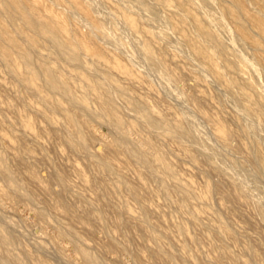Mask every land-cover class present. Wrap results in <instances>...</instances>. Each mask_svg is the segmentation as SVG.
<instances>
[{
	"label": "rangeland",
	"instance_id": "1",
	"mask_svg": "<svg viewBox=\"0 0 264 264\" xmlns=\"http://www.w3.org/2000/svg\"><path fill=\"white\" fill-rule=\"evenodd\" d=\"M42 1L55 19L70 26L80 46L79 59L60 55L46 44L23 46L33 57V68L51 65L86 108L71 105L42 79L26 78L20 66L0 54V153L27 193L10 188L0 174V227L13 238L4 256L20 258L17 264H88L80 251L98 264H264V221L258 216L264 214V174L247 177L241 168L252 156L264 158L257 103L264 104V37L259 29L249 30L252 46L259 45L252 50L236 24L202 7L210 0ZM220 2L225 1L211 3ZM230 2L225 3L233 7ZM95 4L100 10L96 15L109 20L108 29L94 17ZM252 13L264 20L262 12ZM135 29L165 64L170 83L150 69ZM42 30L38 38L43 42L52 33L47 27ZM233 40L238 42L234 46ZM221 44L227 51L220 50ZM105 94L114 100L112 116L97 103ZM132 100L164 125L150 128L128 109ZM66 114L80 123L83 142ZM186 114L198 119L201 146L172 127L177 120L184 122ZM113 116L150 141L173 174L157 173L142 160H132L131 146L113 125ZM199 151L233 163L231 170L227 167L248 195L235 197L227 180L209 171ZM107 160L114 164L113 175L98 168ZM181 190L189 191V201ZM54 205L67 214L53 217ZM116 215L121 226L115 224ZM177 227L185 232H176ZM180 245H186V252Z\"/></svg>",
	"mask_w": 264,
	"mask_h": 264
},
{
	"label": "bare ground",
	"instance_id": "2",
	"mask_svg": "<svg viewBox=\"0 0 264 264\" xmlns=\"http://www.w3.org/2000/svg\"><path fill=\"white\" fill-rule=\"evenodd\" d=\"M210 1L212 2V0H210ZM210 1L209 2L208 1L207 2H204V6L202 5V7L205 8L208 13H210L212 15L216 14L217 12L223 13L224 16H226V18L228 20H230L232 23L236 24L235 26H237L239 32L242 33L243 36L245 37V39H246L245 41L251 43L252 50H254L253 47L256 48L257 46H259V45H257V46H254L253 45L252 46V44H255L254 43L255 41L251 37V35L249 33V30H250V28L252 26H256L259 29V31L261 32L262 36L264 37V20L262 18L258 17L257 15H254L252 13V12H254V11L257 10V11H260V13L262 12V15H264L263 14L264 13V0H232L234 2L233 3V7H230V6L227 5V3H225L227 1L229 3H231L230 0H223L225 2H220L219 4L216 3L217 6L214 5V4H212ZM44 3H43L42 0H0V6L3 8L2 10L0 9V54H1V56L4 59H7L8 61L12 62L13 65L20 66L21 67L20 74L24 75L26 78H28V79L40 78V79H42L44 85L47 88L52 89V90H57V91L61 92V94L64 95L68 99V101L71 103V105L74 106L76 103H81V105L83 106V108H86L85 103L83 101H81V99H79L71 91L70 86H69V83L67 82V80L64 79V78H62L60 75H58L57 74L58 72L56 73V71L54 70V68L51 65H49L47 63H43L39 67L33 68V65H34L33 57L31 55V53L25 48L27 46H25V45H24L25 47L23 46V44H26V43L27 44H32V45L33 44L34 45H43V44H46V45H43V46H48L49 49H54L60 55L69 56L70 58H72L74 60H78L79 59V49H80V46L77 43V41L74 40L70 26L67 25V24H65L66 22L63 23V22L58 21L57 19H55V16H53V13H50V11L48 10V8L46 7V5ZM213 3H214V1H213ZM98 8L99 7L96 6V4H95L93 6V8H92L93 9V12L92 13H93L94 17L98 18V22L101 21V23L103 25L102 27H104V29H106V27H107V29H108L110 27L109 20L105 19L102 15L101 16L96 15L98 13V11H100V10H98ZM100 14L101 13H99V15ZM221 16H223V15H221ZM43 27H47L48 29H51L52 35L48 36L42 42L38 37H39V35H41L43 33V30H42ZM226 28H227V26H226ZM229 28H231V26ZM106 32H108V30H106V31L103 30V33L104 34H107ZM231 32H232V34H234L233 30ZM138 33L139 32L135 29L134 30V34H135V38H136V40L138 42L139 49H140V51H142L144 53L145 58L148 61L150 67H151L150 69H152L154 71L153 73L156 72L164 82L170 83L171 77H170V74L168 73V71L166 69L165 64L161 60H159L157 57H155V55L152 52L151 46L149 44H147L145 41L141 40V38L138 36ZM232 34H230V37H232L231 36ZM235 34H236V32H235ZM236 35L238 36V34H236ZM238 37L241 38L240 36H238ZM228 40H230V39H228ZM231 40H232V38H231ZM231 42L233 43L234 40L231 41ZM235 42H237V40H235ZM234 43H233V46H234ZM237 43H236V45H238ZM242 43H244V42H242ZM182 44L184 45V43H182ZM211 44H212V41H211ZM244 44L246 45V43H244ZM211 48H213V46ZM219 48H220L221 51H225L227 47H226L225 44H221L219 46ZM240 49H238V50H240ZM258 49H260V48H258ZM189 54H190V52H189ZM208 57L209 56L207 55V58ZM250 57L252 58L253 56H250ZM253 59L258 60V62L259 61H262L256 55H254ZM261 65L263 66V64H261ZM144 66H145V64H144ZM261 71L264 72V69L261 70ZM259 77H261V75ZM257 79H259V78H257ZM116 92L119 95L121 94V92L118 91L117 89H116ZM114 99H115V96H114ZM46 100L55 109L63 110V108L61 107V105L57 101H55L53 99H50V98H46ZM117 102H119V100ZM97 103H98L101 111L105 115L112 116V111L114 109V100H113V97L111 96V94H105V95L99 97L97 99ZM257 103H258L259 118L263 122V125H264V104L259 103V102H257ZM89 104H91V102ZM127 107H128L129 110H131L132 112L136 113L143 120V122L145 121V123L150 128H159V127H161V126L164 125V123L162 122L163 120L160 121L159 119H156L155 117H153L152 111L150 109L141 110L140 104L137 101H134V100L129 101ZM65 118H66V121L68 122L71 130L76 134V136H78V138L80 139V141L83 142L84 141V137L81 134L80 123L77 121V119L75 118V116H73L72 114H66V117ZM142 120H139V121H142ZM197 120L198 119L195 118V116L193 117L192 115L186 114L185 117H184V122L177 120V121H175V123L173 124L172 127L174 128V130L177 133H179L180 135L184 136L187 140H189L191 142H194L196 144H199L202 141H204V136L202 134V130H201L200 126L197 123ZM112 121H113V125L119 131V133L124 138V140H126L127 143L130 144V146H131V148H130L131 149V155L130 154L129 155L132 157V160H133V158L142 160L143 162H145V164H148L157 173H161V171H163L164 173L167 172L170 175L173 174V170H172L170 164H168V163L165 162L162 153H160L158 150H156L155 146L150 141L146 140L144 137H141L138 134L137 131H134L133 129L131 130V128H129L130 125L129 126L128 125L124 126L120 119L115 118L113 116L112 117ZM132 131H134V132H132ZM118 136H120V135H118ZM226 137H227V134L225 132H223V137H222L223 138V141L226 140ZM76 143H78V141H76ZM204 143L205 142H203V144ZM199 146H201V145L199 144ZM204 148H205V146H204ZM126 151H127V148H126ZM86 152H87V150H86ZM207 152L209 153V151H207ZM199 153H200L199 155L202 157V159L207 164L209 171L215 172V173L223 176L227 180V182L231 185L232 192H233V195H235V197L241 198V197L245 196V194H247V190L245 189V186H243L242 184H240L236 180V178H234V175H232V173L230 171L231 168L233 167L232 166V164H233L232 162H231L232 164H227V162H225L224 159H223L224 162H222V159H220L218 157H215V156H212V155H210V154H208L206 152L199 151ZM151 154L153 155V158H150L149 157ZM223 163H226V165L223 164ZM143 166H146V165L143 164ZM227 166H230V170H229V168ZM98 168H100L103 171H105L107 173H110V174L115 172L114 164H113L112 161H109V160L103 161ZM146 168H148V167H146ZM241 168L244 171V172L243 171L242 172L243 173H246L244 175H247L248 174L250 176L255 177L254 174H256L258 172H261V173L264 174V158L261 157V156H258V158H255V157L253 158V156H252V158H249V160L247 162H245V163H243L241 165ZM233 171L235 173V170H233ZM0 174L4 177L6 183L8 184V186L10 188H12L13 190H16L17 192H20L21 194H27L26 191L24 190V188L17 182V180L13 176L12 172L9 169L8 162L6 161V159L4 158V156L1 153H0ZM111 175H113V174H111ZM248 175H247V177H250ZM244 179L245 178H243V180ZM253 180H254V178H253ZM254 181H256V180H254ZM253 183H255V182H253ZM251 189H252V187H251ZM166 191H167V189H166ZM213 191H215V190H213ZM180 195H181V197L184 200L189 201V198H190L189 191H187V190H181L180 191ZM2 196H5V195H3V193H2ZM62 197H63V195H62ZM41 207H43V206H41ZM62 209L63 210H61L57 205L56 206L54 205L53 210H52L53 211V217L59 218L63 214H67L66 213V210L64 211V208H62ZM50 210H51V208H49V212H51ZM36 213H37V211H36ZM39 215L41 217L44 216L43 214H39ZM258 216H259L260 220L264 221V214L263 213L260 212L258 214ZM41 221H43V220H41ZM115 224H116V226H121V224H122L119 215H116V217H115ZM59 225H61V224H59ZM159 232H160V230H159ZM176 232H178V233H184L185 230L182 227H177L176 228ZM164 234L169 235V232L164 231ZM166 235H164V236H166ZM10 238L11 237L9 236V234H7L6 231H4V229L2 227H0V245L2 247L0 249V263L1 264H17L20 261L19 260L20 258L18 259V258L15 257V259H10V257L7 258L6 255L4 256V254H7V253L9 254V252H10L9 251L10 250L9 249L10 243L11 244L13 243V238H11L12 242H11ZM155 239L156 240H159L157 238H155ZM119 246L121 248H124V250L127 248V245H126L125 242H121V244ZM179 248L183 252H186V250H187L186 249V245H180ZM11 251H12V249H11ZM22 252H24V251H22ZM80 255H81L83 261H85L86 263H88V264H98V262L88 252H86V251H80ZM158 255H159L158 253L157 254H154L155 257H158ZM11 258H13V257H11ZM169 258H172V257H169ZM184 261H185V258H184ZM21 262H23V261L21 260ZM189 263H191V262H189ZM245 264H252V263H245Z\"/></svg>",
	"mask_w": 264,
	"mask_h": 264
}]
</instances>
